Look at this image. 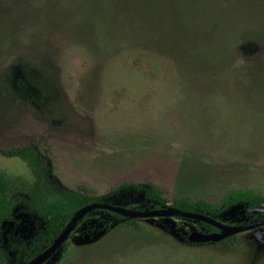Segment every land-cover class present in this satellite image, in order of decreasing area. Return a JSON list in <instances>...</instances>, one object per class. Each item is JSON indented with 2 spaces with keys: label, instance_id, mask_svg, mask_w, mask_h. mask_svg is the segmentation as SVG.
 <instances>
[{
  "label": "rangeland",
  "instance_id": "rangeland-1",
  "mask_svg": "<svg viewBox=\"0 0 264 264\" xmlns=\"http://www.w3.org/2000/svg\"><path fill=\"white\" fill-rule=\"evenodd\" d=\"M24 146L89 195L264 197V0H0V152ZM0 172L32 181L1 154ZM110 220L92 211L41 264H264V224L221 246L178 217ZM220 222L251 223L240 207Z\"/></svg>",
  "mask_w": 264,
  "mask_h": 264
},
{
  "label": "trees",
  "instance_id": "trees-1",
  "mask_svg": "<svg viewBox=\"0 0 264 264\" xmlns=\"http://www.w3.org/2000/svg\"><path fill=\"white\" fill-rule=\"evenodd\" d=\"M0 154L4 158H16L21 161L32 177V181L26 183L11 180L0 172V264H25L41 253L66 229V224L72 214L82 206L91 203H106L143 211V209L128 205L129 203L125 200V205L112 202L124 196H141L148 202L147 210L173 207L181 211L204 215L216 221L225 218L234 207H240L243 216L251 223L263 218L262 213L248 212L251 209H264L263 195L249 189L229 191L215 203H209L200 198H184L167 203L153 185L125 182L109 189L101 196H95L62 187L57 182L47 159L34 147L8 149ZM92 211L100 212L111 218L106 226L119 223L130 228L136 227L134 219L126 216L101 209ZM92 211L83 214L73 229ZM187 221L200 227L205 234L219 232L206 223L195 220ZM20 224H22L21 228ZM234 241L235 235L228 236L217 243L226 246L233 245ZM64 245L65 242H62L53 255L58 250H64Z\"/></svg>",
  "mask_w": 264,
  "mask_h": 264
},
{
  "label": "water",
  "instance_id": "water-1",
  "mask_svg": "<svg viewBox=\"0 0 264 264\" xmlns=\"http://www.w3.org/2000/svg\"><path fill=\"white\" fill-rule=\"evenodd\" d=\"M94 209H101L110 211L116 214H120L123 216H126L130 219L135 218H158V217H178L185 220H195L200 221L203 223H206L215 229H217L218 233H211V234H205L200 232H191L189 234V241L196 244H203V243H217L218 241L228 237L237 235L241 232L250 231L253 229H256L264 224V209H251L248 212L249 213H262L263 218L260 221L253 222V223H245V224H239V225H225L220 221H216L212 218H209L204 215H200L197 213L192 212H185L178 210L173 207H169L167 209H160V210H131L127 208H123L116 205H109L106 203H91L85 206H82L78 210H76L70 219L68 220L66 224V229L59 234L55 240L41 253L34 256L32 259H30L25 264H41L47 259H49L53 253L59 248V246L62 244V242L65 241V239L68 237L71 230L74 228V225L76 222H78L83 214L86 212H90Z\"/></svg>",
  "mask_w": 264,
  "mask_h": 264
}]
</instances>
